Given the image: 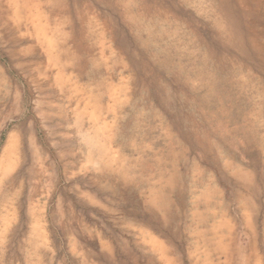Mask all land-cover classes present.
Masks as SVG:
<instances>
[{
    "label": "rangeland",
    "instance_id": "obj_1",
    "mask_svg": "<svg viewBox=\"0 0 264 264\" xmlns=\"http://www.w3.org/2000/svg\"><path fill=\"white\" fill-rule=\"evenodd\" d=\"M228 32L204 0H0V264H264V61Z\"/></svg>",
    "mask_w": 264,
    "mask_h": 264
},
{
    "label": "bare ground",
    "instance_id": "obj_2",
    "mask_svg": "<svg viewBox=\"0 0 264 264\" xmlns=\"http://www.w3.org/2000/svg\"><path fill=\"white\" fill-rule=\"evenodd\" d=\"M146 1L148 3L152 1L157 4L159 3L161 4V1L163 0H146ZM204 1L210 7H212V9L213 8L217 9L218 13L221 14L222 17L225 19V24L229 31L227 45L234 46L240 49V51L242 52L246 51L245 50L246 47L250 46L251 48H253V50L258 51L256 52L257 56H259V58H261V60L264 61V51H261V49H257L258 47L255 46L254 42L250 40V38H248V35L246 34L249 31V26H248L249 23L247 21L245 22L243 21L246 20V15L244 13L240 14V9L244 10V8L248 6V4H250L252 0H204ZM146 9L149 10L148 7H146ZM222 29L223 28L221 27V29L219 30V32L221 31L220 36H222V33L223 34L225 33V30L222 31ZM143 31L144 33L141 32V35L146 37L147 39L146 42H144V45L145 43L147 45L152 43L149 47L152 46L157 47L161 41L157 40L156 38H153L152 31L150 29L144 28ZM167 36L170 37V39L173 41L174 37L177 36V32L167 34ZM159 37L161 40L163 39L161 35ZM198 37L201 38L200 36Z\"/></svg>",
    "mask_w": 264,
    "mask_h": 264
}]
</instances>
